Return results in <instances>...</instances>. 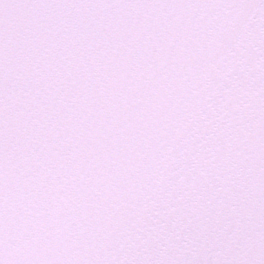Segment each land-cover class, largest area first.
Returning a JSON list of instances; mask_svg holds the SVG:
<instances>
[{
  "label": "snow or ice",
  "instance_id": "6c2138e0",
  "mask_svg": "<svg viewBox=\"0 0 264 264\" xmlns=\"http://www.w3.org/2000/svg\"><path fill=\"white\" fill-rule=\"evenodd\" d=\"M0 264H264V0H0Z\"/></svg>",
  "mask_w": 264,
  "mask_h": 264
}]
</instances>
